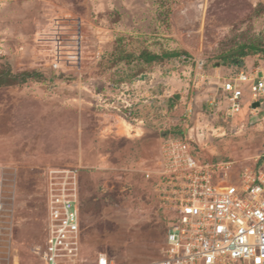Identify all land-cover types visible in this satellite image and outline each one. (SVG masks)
Instances as JSON below:
<instances>
[{"label":"rangeland","instance_id":"obj_1","mask_svg":"<svg viewBox=\"0 0 264 264\" xmlns=\"http://www.w3.org/2000/svg\"><path fill=\"white\" fill-rule=\"evenodd\" d=\"M242 44L264 47V0H0V69L42 75L0 87V250L43 264L45 172L73 166L83 264L161 258L165 223L141 169L162 140L186 133L209 158L264 154V102L252 110L244 91L227 119L204 101L234 66L221 55ZM142 49L178 55L147 64ZM246 64L264 65V51Z\"/></svg>","mask_w":264,"mask_h":264},{"label":"built area","instance_id":"obj_2","mask_svg":"<svg viewBox=\"0 0 264 264\" xmlns=\"http://www.w3.org/2000/svg\"><path fill=\"white\" fill-rule=\"evenodd\" d=\"M215 86L204 100L209 115L221 110L231 119L242 108L244 91L252 110L264 102V68L234 65ZM194 114L190 97L185 119ZM195 145L186 133L164 138L156 159L141 169L164 220L165 239L161 258L135 264H264V154L252 162L209 158ZM79 188L76 167L47 168L46 235L35 250L43 264H83ZM3 209L0 201V215ZM4 228L0 225V240ZM0 264L18 261L9 250H0ZM95 264L115 263L99 253Z\"/></svg>","mask_w":264,"mask_h":264},{"label":"trees","instance_id":"obj_3","mask_svg":"<svg viewBox=\"0 0 264 264\" xmlns=\"http://www.w3.org/2000/svg\"><path fill=\"white\" fill-rule=\"evenodd\" d=\"M232 50H237L236 52L225 55ZM264 51V47L256 46L253 44H242L240 46H236L233 48H229L223 52L221 57L225 60H229L232 64L238 65L240 64L244 58L250 54L251 52L258 53L259 51ZM133 54L131 53H123L120 55V59L130 60ZM178 52L176 51H163L161 53L150 52L147 49H142L136 54V58L144 63L151 64L153 62H161L165 58H169L172 56H177ZM117 59V58H116ZM42 75L36 70H25L13 73L8 67L0 69V87L1 86H12L18 83L24 82L27 78H37ZM179 135H177L178 137ZM176 137V136H175ZM168 138V137H166ZM80 181V178H79Z\"/></svg>","mask_w":264,"mask_h":264},{"label":"water","instance_id":"obj_4","mask_svg":"<svg viewBox=\"0 0 264 264\" xmlns=\"http://www.w3.org/2000/svg\"><path fill=\"white\" fill-rule=\"evenodd\" d=\"M237 50H232V51H230V52H228L227 54H225V55H230V54H232V53H234V52H236ZM41 73H43L45 76H47L49 79H51V71L49 70V69H43V70H41ZM258 105V102H254L253 104H252V106L253 107H255V106H257Z\"/></svg>","mask_w":264,"mask_h":264},{"label":"crops","instance_id":"obj_5","mask_svg":"<svg viewBox=\"0 0 264 264\" xmlns=\"http://www.w3.org/2000/svg\"><path fill=\"white\" fill-rule=\"evenodd\" d=\"M247 58H248V55H247V57L244 58V60H243L241 63L245 64L246 67H252V66H254L253 64H252V65H248V64H246V62H247ZM259 66H262V67L264 68V65H259ZM222 67H225V66H222ZM231 67H234V66H231ZM225 68H226V67H225ZM227 69H228V68H227ZM230 70H231V69H230ZM218 77H221V76L219 75V76H217V79H216V80L214 79V82H215V83L218 82ZM215 85H216V84H215ZM215 87H216V86H214L213 88L215 89ZM214 89H213V92H214Z\"/></svg>","mask_w":264,"mask_h":264}]
</instances>
